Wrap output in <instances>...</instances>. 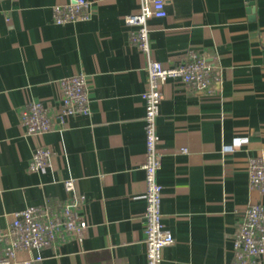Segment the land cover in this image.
Returning a JSON list of instances; mask_svg holds the SVG:
<instances>
[{
	"label": "crops",
	"instance_id": "obj_1",
	"mask_svg": "<svg viewBox=\"0 0 264 264\" xmlns=\"http://www.w3.org/2000/svg\"><path fill=\"white\" fill-rule=\"evenodd\" d=\"M89 1V19L57 24L53 7L69 0H0V228L15 211L65 201L73 177L84 235L44 248L34 264H145L148 73L124 18L140 0ZM166 9L149 21L152 55L177 65L193 49L218 70L209 90L162 85L158 180L174 242L161 264H227L246 207L264 203L248 177L250 158L264 159V0H167ZM76 74L87 75L90 114L27 134L22 106L34 98L57 108L58 80ZM40 145L51 165L31 171Z\"/></svg>",
	"mask_w": 264,
	"mask_h": 264
},
{
	"label": "built area",
	"instance_id": "obj_2",
	"mask_svg": "<svg viewBox=\"0 0 264 264\" xmlns=\"http://www.w3.org/2000/svg\"><path fill=\"white\" fill-rule=\"evenodd\" d=\"M17 1V0H11ZM167 0H140V8L135 13L125 15V23L131 28L130 40L146 56L148 73L147 87L141 97L145 105L144 127L146 142L145 201L142 218L144 221V242L146 263L161 264L163 249L174 242L172 232L163 222V185L158 180L162 165L158 116L163 99L162 85L169 79L205 91L217 79L218 66L208 61L201 53L190 49L187 58L177 65H165L152 55L150 37L151 18L167 16ZM92 2L89 0H69L66 4L53 7V19L57 24H65L90 18ZM61 89L60 103L52 108L40 99H30L20 109L21 125L27 134H43L56 126L55 119L63 121L71 115H89L90 94L88 78L76 74L58 80ZM184 151L186 149H183ZM53 151L49 146L40 145L34 149L29 162L31 171H39L51 165ZM249 183L264 195V159L251 157L248 168ZM69 193L65 201L47 200L42 204L30 205L15 211L6 228H0V264H34L43 259L42 250L50 245H59L71 237L82 238L88 226L77 209L85 200L76 187L73 177L64 180ZM233 259L227 264H264V203L249 204L241 219L233 240ZM26 250L30 256L19 258ZM34 251L37 253L34 254Z\"/></svg>",
	"mask_w": 264,
	"mask_h": 264
}]
</instances>
